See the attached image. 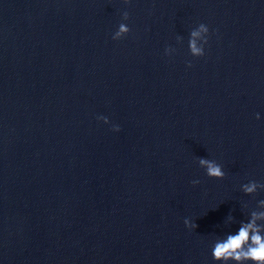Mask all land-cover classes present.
<instances>
[{"label":"water","instance_id":"95a60500","mask_svg":"<svg viewBox=\"0 0 264 264\" xmlns=\"http://www.w3.org/2000/svg\"><path fill=\"white\" fill-rule=\"evenodd\" d=\"M251 181L264 0H0V264H217L215 239L264 199Z\"/></svg>","mask_w":264,"mask_h":264},{"label":"clouds","instance_id":"9594fccd","mask_svg":"<svg viewBox=\"0 0 264 264\" xmlns=\"http://www.w3.org/2000/svg\"><path fill=\"white\" fill-rule=\"evenodd\" d=\"M132 0H124V3L130 4ZM123 20L130 19V13L124 11ZM131 29L126 23H120L118 30L113 34L112 39L121 40L125 38ZM210 29L207 25L201 23L197 28L190 32L189 50L194 57H203L205 46L209 43ZM178 42H183V37H177ZM199 42V43H198ZM176 49L168 47L165 49L167 55L171 56ZM192 67L191 62L188 63ZM260 116L257 114V119ZM98 119L105 124L110 123L105 116ZM113 130L119 132L121 129L118 125L113 126ZM198 163L201 168L206 170L208 177L223 180L226 173L223 166L215 160L207 158H199ZM194 185L200 183L199 180L192 181ZM242 190L248 195H256L258 191L264 190V183L251 181L242 185ZM247 207V204L244 205ZM228 222H235L233 216H229ZM185 224L189 229H196L197 224L186 219ZM212 257L217 264H264V199L258 201L257 209L252 210L247 221H241L238 231L235 233H227L223 237H217L212 246Z\"/></svg>","mask_w":264,"mask_h":264}]
</instances>
